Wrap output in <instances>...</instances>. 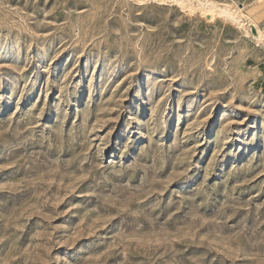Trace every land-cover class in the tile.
I'll list each match as a JSON object with an SVG mask.
<instances>
[{
  "label": "rangeland",
  "instance_id": "obj_1",
  "mask_svg": "<svg viewBox=\"0 0 264 264\" xmlns=\"http://www.w3.org/2000/svg\"><path fill=\"white\" fill-rule=\"evenodd\" d=\"M263 80L196 7L0 0V264H264Z\"/></svg>",
  "mask_w": 264,
  "mask_h": 264
},
{
  "label": "bare ground",
  "instance_id": "obj_2",
  "mask_svg": "<svg viewBox=\"0 0 264 264\" xmlns=\"http://www.w3.org/2000/svg\"><path fill=\"white\" fill-rule=\"evenodd\" d=\"M144 2L147 0H136ZM177 3L182 8L196 7L203 12L214 13L224 20H230L238 27L245 30L248 35H252L257 43L264 45V31L258 22L246 12V5L240 6L235 0L215 1V0H158Z\"/></svg>",
  "mask_w": 264,
  "mask_h": 264
},
{
  "label": "crops",
  "instance_id": "obj_3",
  "mask_svg": "<svg viewBox=\"0 0 264 264\" xmlns=\"http://www.w3.org/2000/svg\"><path fill=\"white\" fill-rule=\"evenodd\" d=\"M235 1L238 2L239 4H243V5H246V7H248V6H251L255 0H235ZM261 11L264 12V7L260 10V12ZM259 23L261 27H263L264 29V16L260 19ZM262 84H264V80L262 81Z\"/></svg>",
  "mask_w": 264,
  "mask_h": 264
},
{
  "label": "water",
  "instance_id": "obj_4",
  "mask_svg": "<svg viewBox=\"0 0 264 264\" xmlns=\"http://www.w3.org/2000/svg\"><path fill=\"white\" fill-rule=\"evenodd\" d=\"M240 6H243V4H240Z\"/></svg>",
  "mask_w": 264,
  "mask_h": 264
}]
</instances>
